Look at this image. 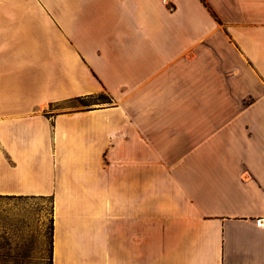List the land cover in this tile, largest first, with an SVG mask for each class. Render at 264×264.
Masks as SVG:
<instances>
[{
  "label": "crops",
  "instance_id": "0c3cea01",
  "mask_svg": "<svg viewBox=\"0 0 264 264\" xmlns=\"http://www.w3.org/2000/svg\"><path fill=\"white\" fill-rule=\"evenodd\" d=\"M202 1L0 0V196L50 198L51 264H264V0Z\"/></svg>",
  "mask_w": 264,
  "mask_h": 264
},
{
  "label": "rangeland",
  "instance_id": "374dc122",
  "mask_svg": "<svg viewBox=\"0 0 264 264\" xmlns=\"http://www.w3.org/2000/svg\"><path fill=\"white\" fill-rule=\"evenodd\" d=\"M106 101L101 94L57 108L81 111ZM50 228L49 197H1L0 264H50Z\"/></svg>",
  "mask_w": 264,
  "mask_h": 264
},
{
  "label": "trees",
  "instance_id": "16d2710c",
  "mask_svg": "<svg viewBox=\"0 0 264 264\" xmlns=\"http://www.w3.org/2000/svg\"><path fill=\"white\" fill-rule=\"evenodd\" d=\"M201 2H203L202 0H201ZM204 3V2H203ZM205 5V4H204ZM206 6V5H205ZM211 13V15L215 18V20H217V18H216V16L212 13V12H210ZM218 21V20H217ZM104 95L105 96V98H106V102H105V104L104 105H108V104H110L111 103V101H110V98H109V96L107 95V94H105V93H100V94H98V95ZM98 95H96V96H98ZM93 97H95V96H91V97H88V98H85V99H78V100H86V99H89V98H93ZM75 101H77V100H75ZM101 106V105H100ZM95 108V107H94ZM91 109H93V108H88L87 107V109H85V110H91ZM1 197H13V196H0V198ZM50 264H51V246H50Z\"/></svg>",
  "mask_w": 264,
  "mask_h": 264
},
{
  "label": "built area",
  "instance_id": "2783aa9c",
  "mask_svg": "<svg viewBox=\"0 0 264 264\" xmlns=\"http://www.w3.org/2000/svg\"><path fill=\"white\" fill-rule=\"evenodd\" d=\"M161 1H162V3L165 6H167V9H168L169 12H173L174 11V8L168 4L167 0H161Z\"/></svg>",
  "mask_w": 264,
  "mask_h": 264
}]
</instances>
